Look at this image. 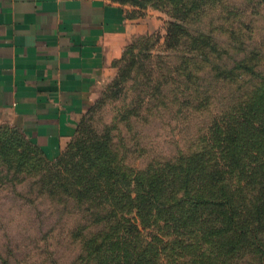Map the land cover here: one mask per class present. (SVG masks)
<instances>
[{
    "label": "rangeland",
    "instance_id": "1",
    "mask_svg": "<svg viewBox=\"0 0 264 264\" xmlns=\"http://www.w3.org/2000/svg\"><path fill=\"white\" fill-rule=\"evenodd\" d=\"M113 1L126 8L132 31L124 55L110 63L111 76L98 84L89 122L57 157L35 148L25 136L18 154L0 157V264L97 263L88 241H100L115 220L107 217L112 206L103 204L99 194L79 198L85 180L77 182L76 176L94 180L101 167L95 159L98 152L87 156L79 150L91 138L84 131L88 124L100 135L110 132L108 154L119 168L145 172L196 149L202 127L206 131L212 119H227L224 115L233 105L247 101L262 85L264 0ZM178 21L187 34L177 33ZM179 80L200 88L202 96L193 105L183 103L182 92L172 96V82ZM71 160L80 168L72 167ZM234 187L238 196L243 187L251 198L264 196L259 176L255 181L236 178ZM124 214L140 224L135 211ZM140 226L142 238H148L149 231ZM260 233L264 239V231ZM200 247L211 255L210 245ZM179 260L200 264L202 258L189 254ZM202 264L264 260L252 243L234 256H205Z\"/></svg>",
    "mask_w": 264,
    "mask_h": 264
},
{
    "label": "trees",
    "instance_id": "2",
    "mask_svg": "<svg viewBox=\"0 0 264 264\" xmlns=\"http://www.w3.org/2000/svg\"><path fill=\"white\" fill-rule=\"evenodd\" d=\"M174 25L178 34H187L180 21ZM120 76L121 80L125 78L123 71ZM262 78V85L247 101L233 105V110L225 113L227 119H212L206 131L201 125L196 149L176 160L152 165L145 172L119 168L108 154L113 145L110 132L100 135L90 124L86 126L89 128L84 131L91 138L79 150L87 156L98 152L95 159L101 167L94 180H88V175H75L77 182L85 180L84 191H78L79 198L99 194L103 204L112 206L107 217L115 220L100 241H88L91 253L96 254V264H181L179 257L189 254L201 256L202 264L205 256H234L252 243L264 260V239L260 233L264 231V196L260 200L247 194L248 197L244 187L238 196L234 187L236 178L264 179V75ZM187 81L172 82L177 91L173 90L172 96L182 92L183 103L191 106L202 95L200 88H193ZM202 103L200 100L199 104ZM93 105L84 113L76 135L89 122L87 117ZM130 113L139 114L136 109H130ZM22 137L24 133L18 126L0 123V157L18 154ZM29 143L42 150L33 141ZM71 164L80 168L74 160ZM131 211L136 212L140 224L124 214ZM140 225L149 231L148 238H142L144 230ZM196 240L210 245L211 255L202 250L200 243L195 244Z\"/></svg>",
    "mask_w": 264,
    "mask_h": 264
},
{
    "label": "crops",
    "instance_id": "3",
    "mask_svg": "<svg viewBox=\"0 0 264 264\" xmlns=\"http://www.w3.org/2000/svg\"><path fill=\"white\" fill-rule=\"evenodd\" d=\"M113 0H0V120L57 157L132 22Z\"/></svg>",
    "mask_w": 264,
    "mask_h": 264
}]
</instances>
